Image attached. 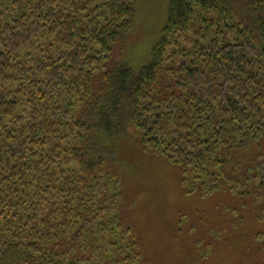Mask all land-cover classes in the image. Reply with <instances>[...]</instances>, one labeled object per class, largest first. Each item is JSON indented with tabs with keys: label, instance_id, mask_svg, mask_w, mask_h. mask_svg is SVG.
I'll list each match as a JSON object with an SVG mask.
<instances>
[{
	"label": "trees",
	"instance_id": "16d2710c",
	"mask_svg": "<svg viewBox=\"0 0 264 264\" xmlns=\"http://www.w3.org/2000/svg\"><path fill=\"white\" fill-rule=\"evenodd\" d=\"M141 158L186 195L264 184V0H0V264H161Z\"/></svg>",
	"mask_w": 264,
	"mask_h": 264
},
{
	"label": "rangeland",
	"instance_id": "374dc122",
	"mask_svg": "<svg viewBox=\"0 0 264 264\" xmlns=\"http://www.w3.org/2000/svg\"><path fill=\"white\" fill-rule=\"evenodd\" d=\"M136 166L143 175L132 181L130 198L138 205L134 214L136 226L154 246L161 264L256 262L255 257L252 261L245 258L257 249L254 242L246 239L258 231L264 232L261 181L252 183L251 198L228 192L207 197L186 195L179 184L178 171L165 162L141 158ZM194 243L201 257L199 262L192 253Z\"/></svg>",
	"mask_w": 264,
	"mask_h": 264
}]
</instances>
